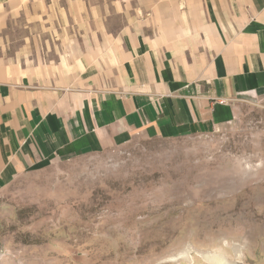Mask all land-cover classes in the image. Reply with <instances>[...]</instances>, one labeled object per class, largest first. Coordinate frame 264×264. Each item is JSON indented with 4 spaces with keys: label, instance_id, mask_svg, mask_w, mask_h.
Segmentation results:
<instances>
[{
    "label": "crops",
    "instance_id": "1",
    "mask_svg": "<svg viewBox=\"0 0 264 264\" xmlns=\"http://www.w3.org/2000/svg\"><path fill=\"white\" fill-rule=\"evenodd\" d=\"M33 2L0 0V190L133 133H207L229 105L264 97V0H87L89 27L72 29ZM18 23L28 42L5 59ZM38 31L48 54L31 58Z\"/></svg>",
    "mask_w": 264,
    "mask_h": 264
},
{
    "label": "rangeland",
    "instance_id": "2",
    "mask_svg": "<svg viewBox=\"0 0 264 264\" xmlns=\"http://www.w3.org/2000/svg\"><path fill=\"white\" fill-rule=\"evenodd\" d=\"M86 1L33 9L42 2L55 23L72 29L81 17L88 28ZM59 9L69 17L57 20ZM26 34L7 29L2 57ZM33 36L39 51L25 55L43 58ZM218 117L207 133H133L20 175L0 190V264H264V97Z\"/></svg>",
    "mask_w": 264,
    "mask_h": 264
}]
</instances>
